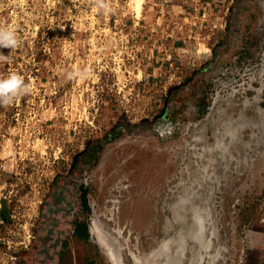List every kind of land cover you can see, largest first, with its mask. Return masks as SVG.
Segmentation results:
<instances>
[{"label":"rangeland","instance_id":"1","mask_svg":"<svg viewBox=\"0 0 264 264\" xmlns=\"http://www.w3.org/2000/svg\"><path fill=\"white\" fill-rule=\"evenodd\" d=\"M1 3L0 264H264V0Z\"/></svg>","mask_w":264,"mask_h":264},{"label":"clouds","instance_id":"2","mask_svg":"<svg viewBox=\"0 0 264 264\" xmlns=\"http://www.w3.org/2000/svg\"><path fill=\"white\" fill-rule=\"evenodd\" d=\"M100 7H105L102 0H97ZM19 39L15 31L11 28H0V48H10L11 50L19 47ZM9 57L0 52V61H6ZM81 75L79 71H73L68 74V78ZM83 78V77H82ZM33 91V83H24V78L16 73H12L7 79H0V106H8L23 95L30 94Z\"/></svg>","mask_w":264,"mask_h":264},{"label":"crops","instance_id":"3","mask_svg":"<svg viewBox=\"0 0 264 264\" xmlns=\"http://www.w3.org/2000/svg\"><path fill=\"white\" fill-rule=\"evenodd\" d=\"M169 2H177V3H181V4H191V2H195L196 4H199L200 6H202L203 8L206 9L209 8V7H212V8H215V9H219L220 7H223L225 6V3H229V5H231V3H233L234 0H168ZM166 2V1H165ZM208 16V13H206V17ZM3 51V48L1 49L0 48V52ZM3 53V52H2Z\"/></svg>","mask_w":264,"mask_h":264},{"label":"built area","instance_id":"4","mask_svg":"<svg viewBox=\"0 0 264 264\" xmlns=\"http://www.w3.org/2000/svg\"><path fill=\"white\" fill-rule=\"evenodd\" d=\"M2 3H1V0H0V21H1V13H2Z\"/></svg>","mask_w":264,"mask_h":264},{"label":"trees","instance_id":"5","mask_svg":"<svg viewBox=\"0 0 264 264\" xmlns=\"http://www.w3.org/2000/svg\"><path fill=\"white\" fill-rule=\"evenodd\" d=\"M188 81V80H187ZM174 88L170 89L169 93H171L173 91Z\"/></svg>","mask_w":264,"mask_h":264}]
</instances>
